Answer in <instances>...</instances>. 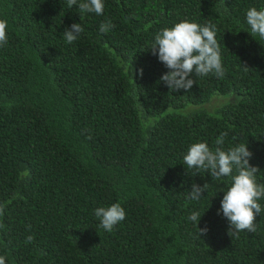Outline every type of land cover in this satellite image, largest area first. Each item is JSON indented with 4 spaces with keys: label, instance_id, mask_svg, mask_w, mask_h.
I'll list each match as a JSON object with an SVG mask.
<instances>
[{
    "label": "trees",
    "instance_id": "trees-1",
    "mask_svg": "<svg viewBox=\"0 0 264 264\" xmlns=\"http://www.w3.org/2000/svg\"><path fill=\"white\" fill-rule=\"evenodd\" d=\"M103 3L97 15L67 0H0L8 26L0 46V256L6 264H264V214L255 233L229 236L217 213L230 178L192 175L183 163L190 145L214 150L227 133L223 149L247 145L264 185V39L246 23L264 0ZM109 21L114 27L101 33ZM181 21L215 26L225 74L192 73L190 90L171 91L151 47ZM74 22L84 31L69 44L64 31ZM206 182L204 196L189 200L192 184ZM117 202L126 217L107 232L95 209ZM258 202L264 208V197ZM193 212L208 229L201 237Z\"/></svg>",
    "mask_w": 264,
    "mask_h": 264
},
{
    "label": "clouds",
    "instance_id": "clouds-1",
    "mask_svg": "<svg viewBox=\"0 0 264 264\" xmlns=\"http://www.w3.org/2000/svg\"><path fill=\"white\" fill-rule=\"evenodd\" d=\"M69 8L78 5L80 14L93 12L102 15L104 12L103 0H67ZM81 18L82 15H81ZM246 23L250 28L251 35L264 39V8L258 10L255 7L246 12ZM7 22L0 20V46L7 44ZM114 27L111 22L102 23L99 31L107 33ZM84 31L81 23H73L64 31V38L71 44ZM153 55H156L161 63L169 69L160 80L163 81L171 91L181 89L190 90L196 81L189 78L195 73L199 78L210 73L217 77L224 76V68L220 53V46L216 39L214 25L201 26L196 22L181 21L170 28H164L155 36V41L151 47ZM141 70V75H142ZM241 97L236 96V102ZM227 133H221L215 140V149H211L206 142H196L190 145L187 153L183 157V163L187 169H193L192 175L197 173L210 172L215 182L223 178H230L231 183L221 200L218 215L222 214L228 221L229 236H238L239 233L248 231L256 232V218L258 214H264V208L258 202L264 197V185H258L255 174L259 170L250 164L252 153L247 145L240 144L223 149L224 138ZM235 170V174L234 173ZM30 175V171L25 169L21 173V178ZM209 183L202 186L193 183L188 194V199L198 201L209 189ZM2 214V209H0ZM95 216L100 220V227L107 232L113 231L114 227L126 217L125 209L119 202L111 204L109 207H98L95 209ZM200 214L193 212L189 219L198 221V234H206L208 229L200 228ZM31 226H29L30 229ZM34 236L26 237V243H31ZM0 264H6L5 257L0 256Z\"/></svg>",
    "mask_w": 264,
    "mask_h": 264
}]
</instances>
